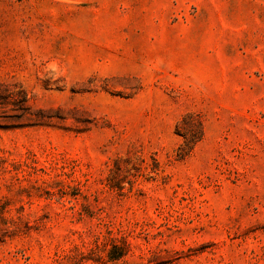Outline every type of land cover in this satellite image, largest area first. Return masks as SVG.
Wrapping results in <instances>:
<instances>
[{"label":"rangeland","instance_id":"obj_1","mask_svg":"<svg viewBox=\"0 0 264 264\" xmlns=\"http://www.w3.org/2000/svg\"><path fill=\"white\" fill-rule=\"evenodd\" d=\"M0 84V264H264V0H0Z\"/></svg>","mask_w":264,"mask_h":264},{"label":"trees","instance_id":"obj_2","mask_svg":"<svg viewBox=\"0 0 264 264\" xmlns=\"http://www.w3.org/2000/svg\"><path fill=\"white\" fill-rule=\"evenodd\" d=\"M1 87H5V85L0 84V88ZM0 102H4V99L0 98ZM176 132H179L176 134L182 137L184 141V144L178 149V157L183 158L188 155L194 145L201 140L202 125L198 118L193 117L191 114H187L182 117L176 125Z\"/></svg>","mask_w":264,"mask_h":264}]
</instances>
